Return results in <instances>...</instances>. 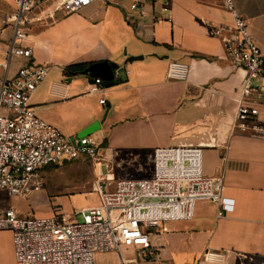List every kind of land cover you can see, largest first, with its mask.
Returning <instances> with one entry per match:
<instances>
[{"label": "crops", "instance_id": "0c3cea01", "mask_svg": "<svg viewBox=\"0 0 264 264\" xmlns=\"http://www.w3.org/2000/svg\"><path fill=\"white\" fill-rule=\"evenodd\" d=\"M169 2L171 21L153 23L151 12L160 11L155 5L136 25L127 24L126 0H96L53 21L32 20L22 44L47 73L29 102L37 116L67 136L98 121L92 135L100 142L99 156L92 163L100 174L112 171L114 179L148 169L154 148L209 143L203 172L223 175L228 209L218 214L217 204L197 201L191 220L167 222L151 232L153 249L159 259L175 264H264V106L254 131L236 127L244 74L205 23L231 25L232 17L224 0ZM232 2L264 56V0ZM12 36L11 24L0 19V77H12L27 63L22 57L7 59ZM103 60L117 65L114 80L120 82L102 92H89L88 75L65 72L70 64ZM171 62L187 66L184 79L166 77ZM205 252L219 254L207 263ZM122 255L134 257L135 249L123 248ZM96 256L121 261L117 252ZM0 264H14L8 230H0Z\"/></svg>", "mask_w": 264, "mask_h": 264}, {"label": "built area", "instance_id": "2783aa9c", "mask_svg": "<svg viewBox=\"0 0 264 264\" xmlns=\"http://www.w3.org/2000/svg\"><path fill=\"white\" fill-rule=\"evenodd\" d=\"M11 1L13 11L6 21L13 27V36L6 57L26 58L27 63L12 77H0V191L27 201L43 189L40 174L45 168L81 158L94 160L100 142L92 134L67 136L36 115L29 99L46 76L47 67L31 61L32 50L22 41L32 20L53 21L96 0ZM126 2L123 17L130 25L146 18L147 7L152 11L155 5L160 11L151 12V21H171L169 0ZM224 5L232 17L231 25L205 23L209 34L221 41L232 66L244 74L237 89L236 127L242 132L254 131L264 106V56L232 0H224ZM7 63L3 64L5 70ZM186 71L185 64L171 62L166 77L184 79ZM255 79L263 81L256 83ZM104 82L90 78L89 92H102ZM99 102L106 101L100 98ZM209 145L154 148L146 175L102 178L96 189L98 203L92 206L35 217L32 212L21 214L14 206L0 205V230L11 233L14 264H96V255L107 252L119 253L120 264H175L158 258L151 232L167 222L191 220L200 200L217 204L218 214L228 209L223 175L203 172V149ZM126 247L135 249L134 257L123 258Z\"/></svg>", "mask_w": 264, "mask_h": 264}, {"label": "rangeland", "instance_id": "374dc122", "mask_svg": "<svg viewBox=\"0 0 264 264\" xmlns=\"http://www.w3.org/2000/svg\"><path fill=\"white\" fill-rule=\"evenodd\" d=\"M13 11L11 0H0V19L5 20ZM124 19V17H123ZM126 22V20L124 19ZM7 22V21H6ZM127 23V22H126ZM128 24V23H127ZM16 57L17 56H11ZM148 168L147 160L142 163ZM95 162L81 158L74 161L62 162L59 166H50L40 174L43 181V189L35 192L27 200H20L15 197H8L5 191H0V205L14 206L21 214L32 212L35 217L49 216L55 210H78L84 206H92L98 203L97 191L99 181L102 178L112 177L113 172L95 170ZM136 176H144L146 173L140 171ZM81 220L80 216H77ZM208 253V252H205ZM208 258V259H207ZM217 258V257H212ZM203 259L207 263L213 262L209 257L203 254ZM96 264H114L112 256L99 258L95 257Z\"/></svg>", "mask_w": 264, "mask_h": 264}, {"label": "water", "instance_id": "95a60500", "mask_svg": "<svg viewBox=\"0 0 264 264\" xmlns=\"http://www.w3.org/2000/svg\"><path fill=\"white\" fill-rule=\"evenodd\" d=\"M140 57V56H139ZM138 57H129L127 58L128 61H132L137 59ZM119 73V69L114 72L113 68L111 67L110 63L106 60L92 62L83 69L81 74L88 75L90 78H100L103 81H112L115 78V75ZM100 124L98 121L93 122L89 126L85 127L81 132L78 133V136L89 135L98 130Z\"/></svg>", "mask_w": 264, "mask_h": 264}, {"label": "trees", "instance_id": "16d2710c", "mask_svg": "<svg viewBox=\"0 0 264 264\" xmlns=\"http://www.w3.org/2000/svg\"><path fill=\"white\" fill-rule=\"evenodd\" d=\"M88 64L87 63H74V64H70L68 66L65 67V72L69 75H73V74H78L81 73L83 71L84 68H86ZM111 67L113 69L117 68V65L114 63H110ZM120 80L119 79H115L112 81H105V85L106 86H110V85H114L119 83Z\"/></svg>", "mask_w": 264, "mask_h": 264}, {"label": "bare ground", "instance_id": "6f19581e", "mask_svg": "<svg viewBox=\"0 0 264 264\" xmlns=\"http://www.w3.org/2000/svg\"><path fill=\"white\" fill-rule=\"evenodd\" d=\"M209 257V259H211L212 258V256H208Z\"/></svg>", "mask_w": 264, "mask_h": 264}]
</instances>
